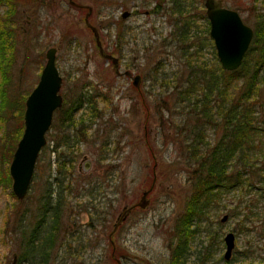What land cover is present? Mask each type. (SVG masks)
Wrapping results in <instances>:
<instances>
[{
    "label": "rangeland",
    "instance_id": "rangeland-1",
    "mask_svg": "<svg viewBox=\"0 0 264 264\" xmlns=\"http://www.w3.org/2000/svg\"><path fill=\"white\" fill-rule=\"evenodd\" d=\"M223 1L228 8L240 7V16L253 33L259 29V20L264 19L261 0ZM48 2L45 7L20 0L17 6L6 69L8 96L32 90L46 62V50L55 47L62 77L60 92L71 94V86L91 82L109 90L110 99L107 105L99 104L104 107L102 116L91 124L89 141L80 146L72 180L75 188L65 195L66 204L60 210V231L65 235L67 230L69 236H60L43 255L37 251L33 257H21L20 232L34 220L48 174L46 154L38 158L23 200L14 198L11 188L0 187V264H170L177 240L176 220L191 191L186 148L193 123L187 113L191 105L176 97V89L199 75L193 68L190 73L195 61L216 68L219 62L213 41L210 45L204 39L196 13L190 27V31L198 30L195 42L191 47V39L182 41L177 27L185 16L171 9L172 0ZM190 3L204 8V0ZM88 24L95 28L99 46ZM104 54L117 58L118 64ZM256 56L257 51H251L245 57V64L238 67L242 74H252ZM257 74H263L257 94L242 101L248 103L250 123L261 130L251 147L257 158L255 168L242 185L222 190L214 207L196 224L188 241L186 264H260L264 260V67ZM135 75L140 76L137 87ZM245 84L244 80L233 82L225 98L238 102ZM15 122L4 124L12 128ZM203 132L206 148L223 134L222 128ZM152 184L147 205L139 207L143 192ZM91 194L94 207L79 206L92 201ZM132 204L136 207L127 218V213L123 215L126 219L112 232L123 208ZM229 232L235 247L225 260L224 237Z\"/></svg>",
    "mask_w": 264,
    "mask_h": 264
},
{
    "label": "trees",
    "instance_id": "trees-1",
    "mask_svg": "<svg viewBox=\"0 0 264 264\" xmlns=\"http://www.w3.org/2000/svg\"><path fill=\"white\" fill-rule=\"evenodd\" d=\"M22 1L28 4L49 6L48 0ZM261 2L264 4V0ZM19 3L20 0H0V187L8 188H11L8 166L23 131L24 102L30 92L21 95L16 93L9 97L7 91L8 51L13 43L11 37L16 24L13 16L16 14ZM172 3L171 9L185 16L182 25L177 27L181 40L191 39V47L195 42L194 37L198 30L190 31V27L194 25L193 15L196 13L202 21L203 29L200 31L211 45L209 22L202 4L193 5L190 0H172ZM185 9L187 10L184 13ZM232 9L239 12L240 7L234 5ZM259 21L260 27L254 31L252 41L240 65L242 67L245 64V57L251 51H257L252 74L249 76L242 74L241 67L227 71L217 62L216 68L212 69L210 66L195 61L190 73L193 74V68L194 71L200 72L199 75L194 74V80L191 83L188 78L185 86L176 89V97L187 100V103L191 105L190 112H187L189 117H187L191 118L193 123L187 133L190 137L186 140L191 166L188 176L191 191L183 213L176 220L177 240L172 249L170 264H186L188 241L195 231L196 224L204 219L207 212L214 207L212 205L215 198L222 190L242 185L244 181L249 180L248 177L255 168L257 158L251 147L256 141L257 131L261 130L250 123L248 103L244 105L242 101H247L256 95L260 83L263 82V74H257L259 69L264 67V19ZM213 50H215L214 47ZM240 80H244L246 84L244 91L238 96V102H235L233 98L226 99L225 95L231 84ZM71 89V94L70 92L66 94L65 90L61 91L62 104L54 112L51 125L53 131L48 133V136L50 135L48 143L41 149L38 156L41 158L46 154L47 163L45 165L48 174L41 185L36 210L33 213L34 220L29 228H23L20 232L21 240L24 242L21 257L23 255L26 258L33 257L37 251L43 255L46 248L51 247V244L53 245L60 236H69L67 230H65V235L64 232L61 233L63 228L60 223V210H63L66 204L65 195L69 196L75 188L72 180L74 172L77 171L76 162L80 146L89 141L88 132L91 124L102 116L104 107L100 108L99 104L107 105L109 98V90L103 91L101 87L97 88V85L91 82L81 84V86L73 85ZM212 94L216 95V98H212ZM11 120L14 122L16 120L12 128L5 126L4 123ZM218 128H222V137L214 146L206 148L208 142L204 141L203 131ZM102 146L106 148L105 141ZM101 151L106 152L107 150ZM98 163L106 167L103 160L98 159ZM233 172L235 173L232 174ZM49 176H52L50 180ZM11 194L16 198L13 193ZM51 208L52 212L45 216V210ZM19 222L21 226V218ZM43 248L45 249L42 250ZM225 264H231V262L225 261ZM260 264H264V260Z\"/></svg>",
    "mask_w": 264,
    "mask_h": 264
},
{
    "label": "water",
    "instance_id": "water-1",
    "mask_svg": "<svg viewBox=\"0 0 264 264\" xmlns=\"http://www.w3.org/2000/svg\"><path fill=\"white\" fill-rule=\"evenodd\" d=\"M205 15L209 22V36L213 41L217 59L224 70L238 69L253 37V29L243 22L239 13L224 5L223 0H204ZM127 15L126 13L123 16ZM96 37L98 35L93 26L88 24ZM100 52L102 53L101 49ZM105 59L116 65L118 60L110 54H104ZM46 62L40 72L38 81L25 99L23 112V131L19 138L11 161L8 166L12 180L13 195L22 200L29 189L35 164L41 148L45 145V134L51 126L54 111L61 106L62 96L60 88L62 77L56 66V48L50 47L45 52ZM140 76L133 77V84L139 85ZM153 188V184L145 190L137 205L144 208L148 201L146 196ZM128 210V209H127ZM126 210V211H127ZM118 218L117 224L123 215ZM226 216L222 217L225 220ZM233 233L224 237L225 260H229L235 247Z\"/></svg>",
    "mask_w": 264,
    "mask_h": 264
},
{
    "label": "flooded vegetation",
    "instance_id": "flooded-vegetation-1",
    "mask_svg": "<svg viewBox=\"0 0 264 264\" xmlns=\"http://www.w3.org/2000/svg\"><path fill=\"white\" fill-rule=\"evenodd\" d=\"M41 6H42V5H41ZM45 7H46V6H45ZM236 11H237V10H236ZM237 12H238V11H237ZM238 13H239V12H238ZM239 15H240V13H239ZM240 17H241V16H240ZM241 18H242V17H241ZM242 20H243V19H242ZM243 22H244V21H243ZM244 23H245V22H244ZM117 64H118V63H117ZM57 69H58V68H57ZM33 88H34V87H33ZM33 88H32V89H33ZM60 90H61V89H60ZM29 93H30V92H29ZM60 94H61V92H60ZM61 104H62V103H61ZM24 107H25V102H24ZM57 109H58V108H57ZM57 109H56V110H57ZM56 110H55V111H56ZM55 111H54V112H55ZM53 115H54V113H53ZM52 121H53V117H52ZM51 125H52V123H51ZM52 131H53V129H52L51 126H50V128L48 129V131H47L46 134H45L46 143H45V145H44L43 147H45V146L47 145V143H48V137L50 136V135L48 136V133H50V132H52ZM43 147H42V148H43ZM52 157H53V155H52ZM53 175H54V173H53ZM46 177H47V176H46ZM46 177H45V178H46ZM49 177H50V176H49ZM51 177H52V176H51ZM51 177L49 178V180L51 179ZM31 181H32V180H31ZM96 185L98 186V188L101 187L100 182H98ZM98 190H101V189H98ZM91 195H92V194H91ZM93 199H94V196L92 195V201H91V199H89L88 202L85 201V204H81V205H79V206H81V207H85V209H90V210H91V209L94 207V203H93L94 200H93ZM54 202H55V201H54ZM54 202H53V203H54ZM86 203H87V204H86ZM135 207H136V204L129 205V207L126 206L125 208H123V211L121 212L120 216H121V215H122V214L128 209V210L126 211L127 214L125 213V214H126V218H127V215H128V214H129V213H130ZM105 209H106V208H104L103 213H104V214H105V213L107 214L108 212H106ZM49 212H52V208H51V209H48V210H45V213H46L45 216H48ZM120 216H119V217H120ZM123 218H124V217H123ZM126 218H124V220H125ZM46 220H47V217H46ZM117 221H118V219H117ZM120 222H121V221H120ZM120 222L117 224L116 228L118 227V225L120 224ZM116 223H117V222H116ZM114 226H115V225H114ZM116 228L113 227L112 232H114V231L116 230Z\"/></svg>",
    "mask_w": 264,
    "mask_h": 264
}]
</instances>
